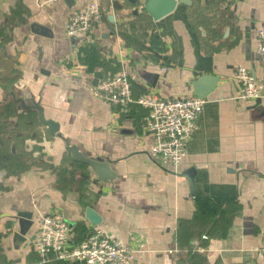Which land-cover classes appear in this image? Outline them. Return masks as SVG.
Listing matches in <instances>:
<instances>
[{"label": "crops", "instance_id": "1", "mask_svg": "<svg viewBox=\"0 0 264 264\" xmlns=\"http://www.w3.org/2000/svg\"><path fill=\"white\" fill-rule=\"evenodd\" d=\"M88 1L0 0V264H73L40 262L32 249L52 209L73 242L97 226L127 242L131 264H264L254 251L264 228V61L255 43L264 0H176L157 18L148 0H96L101 21L87 36L66 34L68 16ZM238 65L262 84L259 99L237 97ZM123 67L134 97L204 93L177 166L150 155L146 107L115 108L90 90ZM35 104L57 122L54 134ZM72 146L100 173L73 159Z\"/></svg>", "mask_w": 264, "mask_h": 264}, {"label": "built area", "instance_id": "2", "mask_svg": "<svg viewBox=\"0 0 264 264\" xmlns=\"http://www.w3.org/2000/svg\"><path fill=\"white\" fill-rule=\"evenodd\" d=\"M55 1V0H52ZM102 9L96 0L70 13L65 22L68 35L87 34L100 22ZM256 53L264 61V28H255ZM167 66L162 67L165 70ZM237 97L256 100L262 95V84L245 65H238L232 75ZM92 93L112 107L126 108L138 103L147 108L144 126L151 135L150 155L162 163L177 166L186 153V145L197 125L206 101L204 96L132 95L131 79L126 68L100 75L89 86ZM69 221L58 209L39 217L31 245L40 262L61 259L73 264H131L135 251L127 242L107 233L102 227L91 228L79 242H73ZM198 247L190 248L198 251ZM255 253L264 258V228L258 234Z\"/></svg>", "mask_w": 264, "mask_h": 264}, {"label": "water", "instance_id": "3", "mask_svg": "<svg viewBox=\"0 0 264 264\" xmlns=\"http://www.w3.org/2000/svg\"><path fill=\"white\" fill-rule=\"evenodd\" d=\"M131 1L135 2L136 0H131ZM154 2H156V0H148L145 7L150 9L152 11L153 16L157 18V17L171 11L173 9L175 3H176V0H169L167 5L165 4L163 7H159L158 10H155V8H154L155 7ZM203 94L204 93H201L199 91L197 92L198 96H203ZM35 108L38 110L39 121L49 129L50 133L54 134L58 130L57 122H55L51 119H46L44 117L43 110H42L40 105L35 104ZM70 151H72V153H73V159L89 163L91 165V167L97 173H100L99 170H101V166H102L100 163H98L96 161L89 160V159L83 157L82 155H80V153L77 151V148L75 146H72L70 148ZM90 219H92L91 216H90Z\"/></svg>", "mask_w": 264, "mask_h": 264}, {"label": "rangeland", "instance_id": "4", "mask_svg": "<svg viewBox=\"0 0 264 264\" xmlns=\"http://www.w3.org/2000/svg\"><path fill=\"white\" fill-rule=\"evenodd\" d=\"M116 72V71H115Z\"/></svg>", "mask_w": 264, "mask_h": 264}]
</instances>
